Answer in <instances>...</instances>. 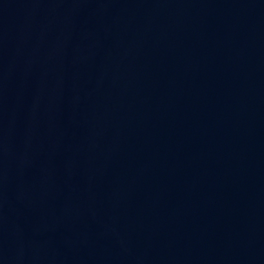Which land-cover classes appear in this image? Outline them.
<instances>
[{
	"label": "water",
	"instance_id": "water-1",
	"mask_svg": "<svg viewBox=\"0 0 264 264\" xmlns=\"http://www.w3.org/2000/svg\"><path fill=\"white\" fill-rule=\"evenodd\" d=\"M0 264H264V0H0Z\"/></svg>",
	"mask_w": 264,
	"mask_h": 264
}]
</instances>
